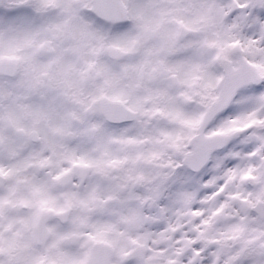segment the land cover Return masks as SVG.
Instances as JSON below:
<instances>
[{"label":"snow or ice","instance_id":"6c2138e0","mask_svg":"<svg viewBox=\"0 0 264 264\" xmlns=\"http://www.w3.org/2000/svg\"><path fill=\"white\" fill-rule=\"evenodd\" d=\"M0 264H264V0H0Z\"/></svg>","mask_w":264,"mask_h":264}]
</instances>
